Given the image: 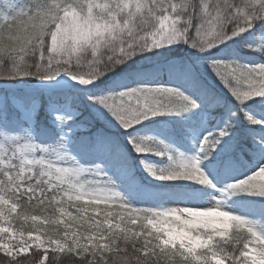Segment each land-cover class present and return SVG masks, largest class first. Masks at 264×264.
I'll return each instance as SVG.
<instances>
[{"label": "snow or ice", "instance_id": "obj_1", "mask_svg": "<svg viewBox=\"0 0 264 264\" xmlns=\"http://www.w3.org/2000/svg\"><path fill=\"white\" fill-rule=\"evenodd\" d=\"M0 264H264V0H0Z\"/></svg>", "mask_w": 264, "mask_h": 264}]
</instances>
